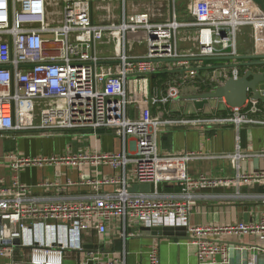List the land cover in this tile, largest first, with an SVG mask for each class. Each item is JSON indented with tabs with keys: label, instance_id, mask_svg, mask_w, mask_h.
<instances>
[{
	"label": "built area",
	"instance_id": "built-area-1",
	"mask_svg": "<svg viewBox=\"0 0 264 264\" xmlns=\"http://www.w3.org/2000/svg\"><path fill=\"white\" fill-rule=\"evenodd\" d=\"M61 1L59 9L53 10V5L58 4L52 0H0V136L10 132L84 134L105 129L121 138L124 149L51 158L0 154V162L7 161L11 170L9 185L0 177V256L8 259L7 264H16L15 250L27 248L28 264H63L66 250H82L83 232L108 236L114 230L124 242L130 229L155 226H185L198 264H215L218 255L228 262L229 245L213 240L219 236H241L244 245L264 251V217L252 223L204 226L189 223L190 205L198 191L228 184L264 182V172L242 173L236 163L237 170L231 177L184 174L175 182L179 192L164 194L158 190L168 163L186 162L200 156L225 157L237 162L251 154L242 152L238 144L230 154H162L157 141L158 127L166 123L232 126L236 130L242 125H264V104L249 93L240 107L225 104V113L221 115L175 119L168 117L165 110L160 115L150 112V107L176 101L181 95L180 85L199 81L208 90L250 70L247 66L221 68L228 73L223 79L211 82L200 79L202 70L191 66L189 61L205 56L237 55L236 28L264 23L262 9L252 0H246L261 17L243 19L236 15L235 0H227L230 3L227 19L186 21L178 18L176 1L168 0L167 19L155 21L149 12H141L123 14L119 24H112L93 20L91 0ZM234 19L235 26L231 24ZM182 28L197 30L195 49L185 53L178 46ZM139 30L144 32L146 51L142 56L130 57L124 50L125 37L130 31ZM107 33L121 35L116 69L103 63L95 51L96 44ZM226 47L230 48L228 53L219 52ZM169 60L179 65V69L167 67L165 62ZM256 66L262 68L259 73H264V64ZM160 71L170 74L164 85L154 87L148 94L129 92L130 77L137 78V74L147 77ZM257 91L264 98V82L257 85ZM128 137L133 139L130 150L126 149ZM50 163L107 165L124 175L129 168L134 182L150 184L153 191H128L124 177L106 175L80 181L79 184L89 185L92 191L79 200L32 195L34 188L56 190L61 186L46 181L23 184L18 176L20 169ZM73 184L68 181L65 186ZM104 186H113L114 190L102 191ZM85 250V263L126 264L125 251L123 257L115 258L97 246ZM147 261L160 264L156 246L150 248ZM248 264L257 263L253 258Z\"/></svg>",
	"mask_w": 264,
	"mask_h": 264
},
{
	"label": "crops",
	"instance_id": "crops-1",
	"mask_svg": "<svg viewBox=\"0 0 264 264\" xmlns=\"http://www.w3.org/2000/svg\"><path fill=\"white\" fill-rule=\"evenodd\" d=\"M54 1V0H52ZM120 0H100L99 6L95 10H104L105 19L95 22L119 24L122 16L131 15L125 12V0L123 1V14L118 20L114 10L117 9ZM143 12V11H142ZM154 20L160 12L163 19H167L170 14V6L167 0L161 8H148ZM157 15V16H156ZM103 17V16H102ZM158 21V20H155ZM195 28H182L178 35V46L182 53L187 52V44L194 46ZM124 50L130 57H139L145 54L146 44L144 32L130 31L126 34ZM95 51L102 59V62L116 69L118 60L116 59L121 52V35L119 33H107L103 39L95 46ZM239 55H262L264 56V41L254 44L251 51L239 52ZM192 58V57H191ZM262 61L259 59L228 60L219 58L215 60H192L191 66L205 67L207 65H224L230 62L240 61L249 63L247 69L254 72H261L262 68L253 63ZM167 67L178 68L175 62L169 60L165 62ZM243 70V69H242ZM228 73L227 69H204L199 72L202 80L217 82ZM177 75V74H172ZM154 76V75H153ZM153 76L146 78H133L127 80L128 89L137 91L139 88L142 94L150 93L154 87L152 84ZM169 79V76L166 80ZM207 89L201 82L185 83L180 85V96L197 93ZM141 94V93H140ZM226 109L224 102L212 101L210 107H205L201 111H195L191 104L185 100L176 101L150 107L152 114L160 115L163 110L172 114L173 111L180 113H206L208 110L214 114L221 115ZM140 110V112H142ZM138 116L139 111L134 112ZM163 118V117H162ZM158 149L162 154L193 152L200 154H230L234 152L236 145L242 152L251 155L244 157L240 161H234L231 158H212L200 156L188 159L186 162L168 163L161 177L158 190L164 194L179 192V186L175 182L184 174L226 176L234 175L236 163L238 170L242 173L264 172V125H242L236 130L232 126H187L181 124H161L157 130ZM133 144L132 137L126 140V149L130 150ZM124 149L121 138L111 130L101 129L96 132H87L84 134L78 132L62 131L58 133L48 132H10L5 136H0V154L12 153L26 158H51L53 156L73 155L76 153L93 154L95 152H120ZM120 176L126 180V189L131 192L150 193L153 186L150 184H140L132 180V174L129 168L124 175L119 170H114L107 165H95L87 163L82 165H70L65 163H50L43 165H26L19 171V180L23 184L36 185L42 181L56 182L61 188L39 189L34 188L32 195H43L58 198H71L75 200L82 199L90 194L92 188L89 185L79 184L80 181L88 178L102 176ZM0 177L6 184L11 183V170L9 164L0 162ZM75 182L73 185L65 186L66 182ZM103 189V190H102ZM102 191H113V186H104ZM264 217V182L250 181L248 183L228 184L214 189H202L198 195L193 198L190 205L189 223L193 226L219 225V224H237L258 222ZM130 234L126 241L117 237L114 230L108 236H100L93 232H83L80 235L82 250H66L64 253L63 264H90L85 263L84 256L89 247H99L103 251L110 253L115 258L123 257V251L126 252V264H148L147 257L151 247L156 246L159 254L160 264H198L195 255V247L188 242L187 237L176 236H158L152 235L149 230L141 228L130 229ZM215 242H223L229 245L228 262L225 263L223 256L218 255L215 264H248L253 258L257 264L264 263V251L250 248L244 245V239L241 236H219L213 239ZM24 253V254H22ZM29 249L15 250L16 264H28ZM8 259L0 256V264H7Z\"/></svg>",
	"mask_w": 264,
	"mask_h": 264
},
{
	"label": "rangeland",
	"instance_id": "rangeland-1",
	"mask_svg": "<svg viewBox=\"0 0 264 264\" xmlns=\"http://www.w3.org/2000/svg\"><path fill=\"white\" fill-rule=\"evenodd\" d=\"M57 2L58 6L53 5V10L59 9V6L62 1L54 0ZM93 7V14L96 21H100L105 19V11L104 10H95L97 6H99L100 0H91ZM113 1V0H111ZM176 1V11L178 18L186 21H206L209 19H227L228 10L230 9V3L227 0H175ZM264 1V0H263ZM118 3L117 9L114 10V13L117 15L118 20L121 19L123 14V1H116ZM167 0H125V12L127 13H141L146 12L148 8H161L163 4H166ZM56 8V9H55ZM234 9L236 11V15L242 17H246L248 20L254 19L253 16L257 15V17H261L259 11L251 5L246 0H235L234 1ZM244 12V13H243ZM159 15L155 18V20L160 21L163 19V15L160 12ZM121 15V16H120ZM103 16V17H102ZM235 38L238 46V50L241 53L251 51V48L254 44H259L264 40V23L258 24H245L240 25L235 30ZM188 50H193L195 47L193 45L187 44ZM152 88L154 86H151ZM129 92L136 95V93H142L139 88L136 92L132 89ZM135 92V93H134ZM200 114H214L212 111H207L206 113L198 112L197 114L194 112L190 113H180L178 111H173L172 114H168L167 116L170 118L179 119L183 118H193Z\"/></svg>",
	"mask_w": 264,
	"mask_h": 264
},
{
	"label": "water",
	"instance_id": "water-1",
	"mask_svg": "<svg viewBox=\"0 0 264 264\" xmlns=\"http://www.w3.org/2000/svg\"><path fill=\"white\" fill-rule=\"evenodd\" d=\"M257 4L264 12V1L263 0H252ZM224 36V32L221 33V37ZM151 38H154V34L151 33ZM229 47L219 50L220 53H228ZM224 58L228 60H244V59H259L264 58L262 55H222V56H205L196 58L198 60H215ZM253 63L264 64V60L256 61ZM249 63H243L240 61L230 62L224 65H207L205 67H199L198 70L204 69H217V68H228L233 66H245ZM150 74L149 76H153ZM137 78H145L144 74H137ZM264 82V73L253 72L247 70L243 75L237 79L232 77L227 78L223 84L214 86L210 89L188 94L185 96H179V99L185 100L188 104H191L195 111H201L205 107H210L212 101L224 102L229 107H240L247 100L249 93L251 97L264 104V98L258 94L257 85ZM142 230H149L152 235L158 236H176V237H187L185 226H155L150 228H141ZM189 237H187L188 239ZM17 242V240H15Z\"/></svg>",
	"mask_w": 264,
	"mask_h": 264
},
{
	"label": "trees",
	"instance_id": "trees-1",
	"mask_svg": "<svg viewBox=\"0 0 264 264\" xmlns=\"http://www.w3.org/2000/svg\"><path fill=\"white\" fill-rule=\"evenodd\" d=\"M168 76H170V74L166 71L157 72L156 74H154V76L152 78V81H155L156 83L152 84V86L157 85V84H159V86L164 85ZM224 113L225 112H222L221 114H224Z\"/></svg>",
	"mask_w": 264,
	"mask_h": 264
},
{
	"label": "bare ground",
	"instance_id": "bare-ground-1",
	"mask_svg": "<svg viewBox=\"0 0 264 264\" xmlns=\"http://www.w3.org/2000/svg\"><path fill=\"white\" fill-rule=\"evenodd\" d=\"M235 22H236V21H235V19H234V21H232L231 24H232L233 26H235Z\"/></svg>",
	"mask_w": 264,
	"mask_h": 264
}]
</instances>
